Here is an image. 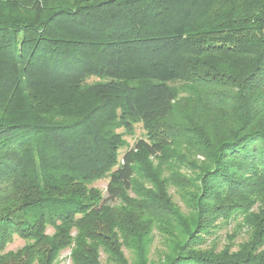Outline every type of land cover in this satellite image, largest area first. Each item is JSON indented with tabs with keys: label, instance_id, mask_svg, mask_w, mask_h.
I'll use <instances>...</instances> for the list:
<instances>
[{
	"label": "trees",
	"instance_id": "trees-1",
	"mask_svg": "<svg viewBox=\"0 0 264 264\" xmlns=\"http://www.w3.org/2000/svg\"><path fill=\"white\" fill-rule=\"evenodd\" d=\"M175 83L191 97L177 121ZM177 141L207 162L188 214L151 162ZM241 214L237 250L201 248ZM65 249L73 264H264V0H0V264Z\"/></svg>",
	"mask_w": 264,
	"mask_h": 264
},
{
	"label": "rangeland",
	"instance_id": "rangeland-1",
	"mask_svg": "<svg viewBox=\"0 0 264 264\" xmlns=\"http://www.w3.org/2000/svg\"><path fill=\"white\" fill-rule=\"evenodd\" d=\"M175 85L179 88V108L176 110L172 119L177 121L180 119V112L186 110L188 100L191 99V97L183 90L184 88L181 87L179 83H175ZM119 131H121V129ZM142 137H144V130L140 124H136L133 135H126L125 139L128 145L131 146L136 139ZM173 148L176 152L174 157H170V159H165L163 161L151 158V162L159 174L170 182L168 193L173 204L177 206L181 212L188 214L190 212V203H188V201L192 199L193 196L196 199L199 195L198 188L200 175L198 169L204 166L207 162H205L203 156L199 154L196 149L188 146L183 141H177ZM124 150L125 149H120L119 158H121ZM173 179L177 181V184L172 183ZM107 181L108 179L104 178L97 180L92 184V186L102 192L103 197H106ZM135 182L138 187H151L149 179H147L138 169L135 176ZM134 194V191H129V196L135 197ZM113 202H115V205L119 204V202ZM52 232L53 229L48 227L47 233L51 234ZM251 234L252 229L246 224V222H244L242 214L236 215L229 220H218L208 229V234L203 236L205 241L204 243H201V248L213 247L216 250H221L224 247H229V249L235 251L242 243L251 237ZM25 243V240L15 235L13 241L6 246L5 251H15L21 248ZM162 243V237L159 234H156L151 246V258H156L161 254L160 250L164 248ZM123 252L126 259L130 262L132 259L130 252L127 249H124ZM57 261L59 264H73L71 261V251L69 249L63 250ZM100 261L102 264H113L106 259V255L102 252L100 253Z\"/></svg>",
	"mask_w": 264,
	"mask_h": 264
}]
</instances>
